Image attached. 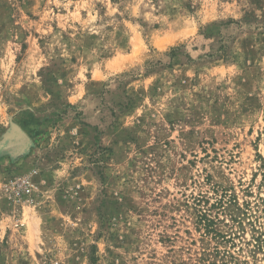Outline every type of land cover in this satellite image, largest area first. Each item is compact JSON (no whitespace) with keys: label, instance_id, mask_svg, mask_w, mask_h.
<instances>
[{"label":"rangeland","instance_id":"1","mask_svg":"<svg viewBox=\"0 0 264 264\" xmlns=\"http://www.w3.org/2000/svg\"><path fill=\"white\" fill-rule=\"evenodd\" d=\"M0 264H264V0H0Z\"/></svg>","mask_w":264,"mask_h":264}]
</instances>
